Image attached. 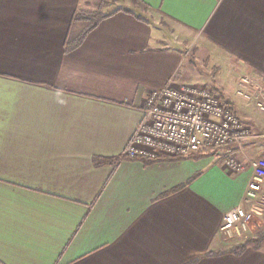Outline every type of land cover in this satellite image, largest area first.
Masks as SVG:
<instances>
[{
	"label": "crops",
	"instance_id": "crops-1",
	"mask_svg": "<svg viewBox=\"0 0 264 264\" xmlns=\"http://www.w3.org/2000/svg\"><path fill=\"white\" fill-rule=\"evenodd\" d=\"M123 1L67 51L81 0H0V264H264V242L232 249L264 209L244 239L221 232L250 170L214 152L103 161L175 77L228 97L255 157L264 113L237 90L264 84V0Z\"/></svg>",
	"mask_w": 264,
	"mask_h": 264
},
{
	"label": "built area",
	"instance_id": "built-area-1",
	"mask_svg": "<svg viewBox=\"0 0 264 264\" xmlns=\"http://www.w3.org/2000/svg\"><path fill=\"white\" fill-rule=\"evenodd\" d=\"M237 93L254 100L264 113V84L253 74H243ZM237 116L230 101L202 83H179L173 78L161 89L150 92L144 117L125 148L127 159L158 160L182 158L198 153L223 154L226 165L237 173L250 170L242 199L223 220L221 232L228 239H244L254 217L264 209V147L249 156L244 142L258 138ZM231 145L236 149L223 151Z\"/></svg>",
	"mask_w": 264,
	"mask_h": 264
},
{
	"label": "trees",
	"instance_id": "trees-1",
	"mask_svg": "<svg viewBox=\"0 0 264 264\" xmlns=\"http://www.w3.org/2000/svg\"><path fill=\"white\" fill-rule=\"evenodd\" d=\"M105 0H99L98 2L94 3V5H88L90 8H80L77 13L74 16V21L77 23H83V28L81 32L75 36V38L70 39L68 44H67V51H71L78 46L81 45L83 40L85 39L86 35L93 30L97 25L105 18L113 15L117 11L121 10L119 7L118 8H113L108 11H104L102 8L106 5ZM133 3L135 5H140V3L137 0H133ZM88 4V3H87ZM90 4V3H89ZM223 98L227 99L230 101V99L223 94H221ZM231 102V101H230ZM124 159L122 156L121 158L117 159H105L103 160L104 162H115L117 160ZM171 159H179V158H171ZM136 160H142L145 163L152 162L154 160H146V159H136ZM262 242H264V232L260 233L256 237H249L244 241L243 244H235L232 246L233 250L237 249H244L247 245H260Z\"/></svg>",
	"mask_w": 264,
	"mask_h": 264
},
{
	"label": "rangeland",
	"instance_id": "rangeland-1",
	"mask_svg": "<svg viewBox=\"0 0 264 264\" xmlns=\"http://www.w3.org/2000/svg\"><path fill=\"white\" fill-rule=\"evenodd\" d=\"M99 0H81V8H90L91 5H94V3L98 2ZM104 2H106V5L102 8L104 11H108V10H111L113 8H118L122 5H124L125 2L127 1H123V0H105ZM88 3V4H87ZM90 3V4H89ZM90 5V6H88ZM79 28L82 30L83 28V23H79ZM192 75L194 76L195 73H192ZM188 80H193L194 82H198V83H202V84H206L208 85L209 87H212V85L210 83H207V82H204V81H201V80H196V78L194 77H188ZM190 83V82H189ZM259 235V234H258ZM250 237H253V236H250ZM256 237V236H255ZM249 237H247L246 239H248ZM244 239V241L246 240ZM244 241L242 242H236V244H243Z\"/></svg>",
	"mask_w": 264,
	"mask_h": 264
}]
</instances>
